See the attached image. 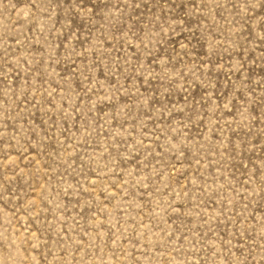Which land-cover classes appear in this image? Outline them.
Here are the masks:
<instances>
[{
    "label": "rangeland",
    "instance_id": "1",
    "mask_svg": "<svg viewBox=\"0 0 264 264\" xmlns=\"http://www.w3.org/2000/svg\"><path fill=\"white\" fill-rule=\"evenodd\" d=\"M0 264H264V0H0Z\"/></svg>",
    "mask_w": 264,
    "mask_h": 264
}]
</instances>
